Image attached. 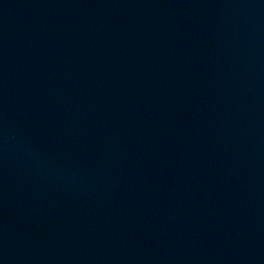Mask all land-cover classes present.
I'll return each mask as SVG.
<instances>
[{"label":"water","instance_id":"1","mask_svg":"<svg viewBox=\"0 0 264 264\" xmlns=\"http://www.w3.org/2000/svg\"><path fill=\"white\" fill-rule=\"evenodd\" d=\"M0 264H264V0H0Z\"/></svg>","mask_w":264,"mask_h":264}]
</instances>
